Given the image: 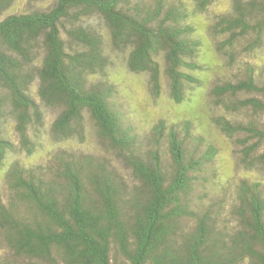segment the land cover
I'll list each match as a JSON object with an SVG mask.
<instances>
[{"label": "trees", "instance_id": "16d2710c", "mask_svg": "<svg viewBox=\"0 0 264 264\" xmlns=\"http://www.w3.org/2000/svg\"><path fill=\"white\" fill-rule=\"evenodd\" d=\"M227 1L212 16L217 0H0V264H264V66L247 58L264 50V0ZM218 54L242 68L218 74ZM118 64L194 115L141 128ZM193 84L223 112L203 123ZM46 108L67 141H84L88 113L100 151L7 164L42 147ZM213 125L254 178L226 177Z\"/></svg>", "mask_w": 264, "mask_h": 264}, {"label": "rangeland", "instance_id": "374dc122", "mask_svg": "<svg viewBox=\"0 0 264 264\" xmlns=\"http://www.w3.org/2000/svg\"><path fill=\"white\" fill-rule=\"evenodd\" d=\"M228 7L227 0H217L210 8V15L217 14L222 9ZM200 17L201 22L207 21L209 22V15L204 16V14L198 15ZM201 29V28H199ZM252 55V54H251ZM251 55H247V58L251 63H253L252 67L256 70L259 67L264 66V50L258 51V54L254 58H251ZM220 55H216L217 64L214 68L218 71L220 75L232 76L234 70H238L242 68L240 66V59L241 56H238V61L235 63L236 65L231 69L227 68L226 66L223 67L220 63L223 62V58L219 57ZM246 58V55H244ZM251 58V59H250ZM262 65V66H260ZM214 69V71H215ZM236 70V71H237ZM115 79L119 82V86L121 89V93L123 96L127 98V100L136 108L138 109V116L139 118L143 119L144 122L141 124V128L147 127V125L156 124V120L161 116L171 120L178 119L179 117L190 118L194 114L188 115L189 108L192 107L193 103L184 100L183 102H175L172 97L170 96L165 81L161 78V86L158 90V95L156 98H152L150 95L149 83H148V75L146 73L141 74H134L127 71L125 68L121 67L119 64L114 68V71L111 72ZM200 75V74H199ZM217 75V74H216ZM202 76V75H200ZM188 85H192V83H186ZM209 89H213L212 84H206L205 87H198L197 85L193 84V87H186L183 90L184 97H191L192 95L196 98V95L199 96L201 102L204 103V107L201 106L200 108L197 107V114L199 117L202 118V121H207V118L210 117L212 113L215 111L216 114L218 112H223L222 108L218 106H214L210 98L208 96ZM210 105V108L207 106ZM47 111V112H46ZM45 119L43 126L41 128V133L38 132L37 139L40 143H42V147H36L32 154V156L27 157L25 155V151H22L18 154H11V157L6 160L7 164H11L14 160L19 159L22 160L23 163H28L31 165H36L40 163H45L47 158L54 153L59 148H67L70 150H81V148L87 152H99L101 149V144L99 143V139L95 132V124L94 120L89 117L88 113L84 114V127H85V136L84 141L80 142L77 139H73L71 141L56 139L52 136L51 131V123L56 116L57 110H52L50 108L45 109ZM197 116V117H198ZM141 119V120H142ZM142 120V121H143ZM146 120V122H145ZM33 129L28 130L29 137L34 138L35 135L33 134ZM207 131L211 137V139L215 142L216 146L219 148L220 151L218 154V162L221 163L222 168L224 169L223 172L225 173L226 177H229L232 182L238 181L240 176L248 175L251 178H254L253 174L248 173L244 169V167L237 162L235 166L229 156V151L234 146L233 142L230 139H227L226 135L222 134L225 139L221 137V134L217 132V128L213 126L210 129L207 128ZM35 132V131H34ZM144 132V131H143ZM13 137L15 142H18V135L14 134ZM41 149V150H40ZM48 152V153H47ZM49 154V155H48ZM48 156V157H47ZM112 156V155H111ZM235 159V157H234ZM112 164L116 167V162L111 159ZM120 167V165H118ZM121 168V167H120ZM122 169V168H121ZM5 168L3 169V171ZM1 173V171H0ZM2 175V174H0ZM11 188L9 187L8 181L5 179L0 178V196L5 198L6 200L9 198ZM4 244V245H3ZM3 246V247H2ZM6 244L0 240V247L3 250H6Z\"/></svg>", "mask_w": 264, "mask_h": 264}, {"label": "bare ground", "instance_id": "6f19581e", "mask_svg": "<svg viewBox=\"0 0 264 264\" xmlns=\"http://www.w3.org/2000/svg\"><path fill=\"white\" fill-rule=\"evenodd\" d=\"M227 140V139H226Z\"/></svg>", "mask_w": 264, "mask_h": 264}]
</instances>
